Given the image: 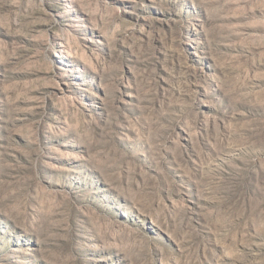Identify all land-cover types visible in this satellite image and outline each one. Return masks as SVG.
I'll return each mask as SVG.
<instances>
[{"label": "rangeland", "instance_id": "374dc122", "mask_svg": "<svg viewBox=\"0 0 264 264\" xmlns=\"http://www.w3.org/2000/svg\"><path fill=\"white\" fill-rule=\"evenodd\" d=\"M0 264H264V0H0Z\"/></svg>", "mask_w": 264, "mask_h": 264}]
</instances>
